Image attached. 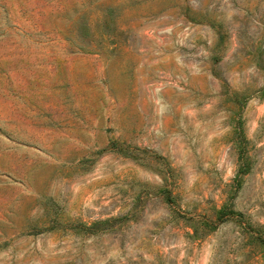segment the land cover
<instances>
[{"label": "rangeland", "instance_id": "rangeland-1", "mask_svg": "<svg viewBox=\"0 0 264 264\" xmlns=\"http://www.w3.org/2000/svg\"><path fill=\"white\" fill-rule=\"evenodd\" d=\"M264 0H0V264H264Z\"/></svg>", "mask_w": 264, "mask_h": 264}, {"label": "trees", "instance_id": "trees-1", "mask_svg": "<svg viewBox=\"0 0 264 264\" xmlns=\"http://www.w3.org/2000/svg\"><path fill=\"white\" fill-rule=\"evenodd\" d=\"M263 91H264V89H263Z\"/></svg>", "mask_w": 264, "mask_h": 264}]
</instances>
